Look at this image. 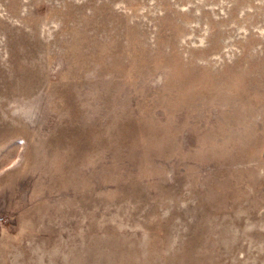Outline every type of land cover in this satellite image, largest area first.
Returning a JSON list of instances; mask_svg holds the SVG:
<instances>
[{
    "label": "rangeland",
    "instance_id": "374dc122",
    "mask_svg": "<svg viewBox=\"0 0 264 264\" xmlns=\"http://www.w3.org/2000/svg\"><path fill=\"white\" fill-rule=\"evenodd\" d=\"M0 264H264V0H0Z\"/></svg>",
    "mask_w": 264,
    "mask_h": 264
}]
</instances>
